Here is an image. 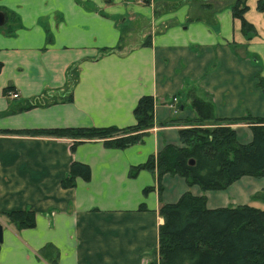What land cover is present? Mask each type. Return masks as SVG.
Here are the masks:
<instances>
[{"label": "crops", "instance_id": "0c3cea01", "mask_svg": "<svg viewBox=\"0 0 264 264\" xmlns=\"http://www.w3.org/2000/svg\"><path fill=\"white\" fill-rule=\"evenodd\" d=\"M260 1L0 0V264H147L159 257L162 203L186 191L204 195L208 208L251 202L264 177L203 189L155 165L135 175L131 168L166 144L184 146L178 125L157 124L197 118L189 90L217 117H264ZM69 73L77 77L71 101L18 108L63 92ZM146 94L156 100L157 123L140 142L116 147L51 131L134 125L133 110ZM174 96L178 114L168 106ZM252 126L233 125L240 142L252 140ZM76 161L89 166L90 177L76 175L63 186ZM12 210L34 211V225L18 228L6 214Z\"/></svg>", "mask_w": 264, "mask_h": 264}, {"label": "trees", "instance_id": "16d2710c", "mask_svg": "<svg viewBox=\"0 0 264 264\" xmlns=\"http://www.w3.org/2000/svg\"><path fill=\"white\" fill-rule=\"evenodd\" d=\"M258 5L263 8L264 0ZM242 12L243 9L239 8L234 14L241 18ZM242 20L243 25L248 26L245 19ZM76 80L77 77L69 73L63 92L55 90L49 96L42 94L26 99L18 108L30 109L51 102L71 101ZM257 84L264 92V76L257 75ZM186 93L197 114L193 120L196 123L190 121L185 124L186 120L179 119L158 123L160 126L180 125L184 146L166 144L149 161L133 166L131 175L144 166L155 165L159 174L178 173L186 177L189 184L197 183L203 189H224L243 176L264 177V117L220 118L214 115L211 103L197 97L191 90ZM155 101L150 94L139 98L133 110L137 119L134 125L51 131L72 137L76 142L101 138L107 145L125 147L142 141L143 135L155 126ZM180 121L183 123H177ZM206 121H212V124L206 125ZM242 121L253 124V138L249 143L240 142L233 128L235 123ZM116 129L125 133L113 135L111 132ZM76 175L88 179L89 166L73 162L62 185H73ZM159 212L164 218L159 228V257L150 264H264L263 206L249 202L208 208L204 195L196 196L186 191L177 202L162 203ZM6 214L18 228L34 225L35 213L32 210H12Z\"/></svg>", "mask_w": 264, "mask_h": 264}, {"label": "rangeland", "instance_id": "374dc122", "mask_svg": "<svg viewBox=\"0 0 264 264\" xmlns=\"http://www.w3.org/2000/svg\"><path fill=\"white\" fill-rule=\"evenodd\" d=\"M128 36V33H124V35H123V38H126ZM147 42V39L144 41V38H142L141 40H139V43H142V44H144V43H146ZM122 45H123V48H126L127 49V41L124 39V41L122 42ZM119 49H121L122 50V47L120 48L119 47ZM52 91H50L49 93H47L46 95L47 96H49L50 95V93H51ZM56 94H57V92H56ZM57 96V95H56ZM168 106L169 107H171V109L173 110V113H175V114H178V112L180 111V108H179V98L178 97H176V96H174L173 98H171V99H169L168 100ZM174 119H179V120H182L183 121V119L182 118H174ZM193 120H195V119H189V120H186V123L185 124H187V122H192V123H196V122H194ZM182 121H180V122H177V123H183ZM157 123V122H156ZM156 123H155V125H156ZM250 123V122H249ZM158 125V124H157ZM180 126V125H179ZM155 127V126H154ZM153 127V128H154ZM105 133V132H104ZM113 135H121V134H124L125 132L124 131H122V130H118V129H116V130H113L112 132H111ZM250 203H253V204H258L259 206H263L264 207V187H262V188H259L258 189V191L253 195V197H252V200H251V202ZM257 205V206H258ZM0 223H1V219H0ZM151 262H153V261H150V262H148L147 264H150Z\"/></svg>", "mask_w": 264, "mask_h": 264}, {"label": "water", "instance_id": "95a60500", "mask_svg": "<svg viewBox=\"0 0 264 264\" xmlns=\"http://www.w3.org/2000/svg\"><path fill=\"white\" fill-rule=\"evenodd\" d=\"M4 22V13L0 11V25ZM3 241V225L0 223V242Z\"/></svg>", "mask_w": 264, "mask_h": 264}, {"label": "built area", "instance_id": "2783aa9c", "mask_svg": "<svg viewBox=\"0 0 264 264\" xmlns=\"http://www.w3.org/2000/svg\"><path fill=\"white\" fill-rule=\"evenodd\" d=\"M11 95H12L13 97H18V96H19V95H18V92H12Z\"/></svg>", "mask_w": 264, "mask_h": 264}]
</instances>
